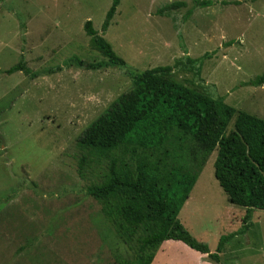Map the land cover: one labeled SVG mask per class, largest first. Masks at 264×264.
Segmentation results:
<instances>
[{"label": "rangeland", "instance_id": "1", "mask_svg": "<svg viewBox=\"0 0 264 264\" xmlns=\"http://www.w3.org/2000/svg\"><path fill=\"white\" fill-rule=\"evenodd\" d=\"M111 5L112 0H0V264L134 259L137 235L121 238L104 204L86 193L106 181L110 160L78 144L83 131L132 88L128 71L178 63L174 80L264 119V84L246 85L264 74V0H121L103 32ZM89 20L127 69L66 64L73 58L107 61L86 34ZM21 60L37 76L7 73ZM217 154L208 158L179 214L212 253L222 236L242 228L246 214L228 201L215 178ZM252 215L249 230L228 242L220 264H264V210ZM201 255L166 241L152 263L217 264Z\"/></svg>", "mask_w": 264, "mask_h": 264}, {"label": "trees", "instance_id": "2", "mask_svg": "<svg viewBox=\"0 0 264 264\" xmlns=\"http://www.w3.org/2000/svg\"><path fill=\"white\" fill-rule=\"evenodd\" d=\"M120 3L112 0L103 32L109 29ZM84 28L92 46L107 61L84 63L73 58L66 64L76 61L77 66L88 70L128 68L92 21ZM179 66L128 71L132 88L112 102L78 139L81 147L110 160L106 181L88 186L86 193L104 204L102 211L121 238L137 235L138 251L125 264H152L154 251L166 241L182 242L220 264L228 242L249 230L254 210H264V119L237 111L223 98L174 80L172 75ZM191 69L200 75V66ZM19 71L37 76L24 60L7 73ZM263 84L264 74L246 83L255 87ZM235 116L233 130L227 134ZM216 150L215 178L228 201L246 209V214L242 228L222 236L212 253L184 227L179 214ZM84 165L82 157L81 169Z\"/></svg>", "mask_w": 264, "mask_h": 264}, {"label": "crops", "instance_id": "3", "mask_svg": "<svg viewBox=\"0 0 264 264\" xmlns=\"http://www.w3.org/2000/svg\"><path fill=\"white\" fill-rule=\"evenodd\" d=\"M188 200H190V197H189ZM188 200H187V201H188ZM187 201H186V202H187ZM161 250L163 251V249H161ZM195 252H196V251H195ZM197 253H198V252H197ZM200 254H201V253H200ZM201 256H203V257H206V256H207V257H208V255H204V254H202ZM152 264H153V263H152Z\"/></svg>", "mask_w": 264, "mask_h": 264}]
</instances>
